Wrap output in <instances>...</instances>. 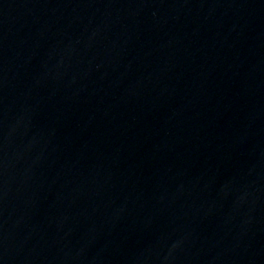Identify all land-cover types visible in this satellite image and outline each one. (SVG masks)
I'll return each mask as SVG.
<instances>
[{
  "label": "water",
  "instance_id": "1",
  "mask_svg": "<svg viewBox=\"0 0 264 264\" xmlns=\"http://www.w3.org/2000/svg\"><path fill=\"white\" fill-rule=\"evenodd\" d=\"M0 264H264V0H0Z\"/></svg>",
  "mask_w": 264,
  "mask_h": 264
}]
</instances>
